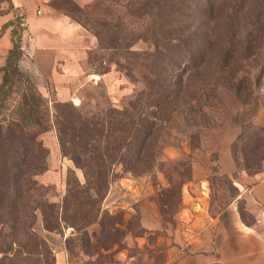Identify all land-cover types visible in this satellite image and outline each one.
Returning <instances> with one entry per match:
<instances>
[{"label":"rangeland","instance_id":"obj_1","mask_svg":"<svg viewBox=\"0 0 264 264\" xmlns=\"http://www.w3.org/2000/svg\"><path fill=\"white\" fill-rule=\"evenodd\" d=\"M190 1L90 0L83 7L97 23L82 18L98 31L100 46L111 48L96 49L98 40L87 30L95 39L94 48L55 55L60 61L54 70L51 55H39L44 96L26 89L22 79L16 81L0 109V120L2 124L11 117L24 123L37 120L45 126L39 135L45 148L38 156L42 167L33 178L48 187L43 198L57 205L58 216L54 220L47 215L43 221L36 211L35 219L27 223L29 232L4 241L0 264H54L57 252L62 253L63 264H166L168 259V264H225L213 244L218 225L227 214L243 226L255 224L258 204L252 187L264 182V130H258L264 126V73L250 93L244 86L230 85L242 73L255 74L253 55L232 62L236 74L227 79L231 72H212L207 63L187 69L176 57L178 50L162 48L159 33L150 31L155 22L166 42L175 43L172 38L179 37L198 45L207 27L213 26L204 10L190 7ZM55 3L69 8L67 0ZM130 34L137 39L128 44ZM179 47L180 52L183 44ZM183 55L179 53L180 58ZM61 68L75 71V77L59 76ZM52 73L62 89L69 86L75 91L72 99H58ZM156 73L173 91L169 103L160 104L162 112L145 101L149 119L157 123L155 138L160 145L161 139L165 141L158 152L161 164L137 175L111 158L97 168L108 175L105 184L88 189L79 199L73 192L65 195L69 169L80 183L84 181L71 159L79 158L75 145L90 143L99 151L106 133L93 123L105 114L115 117L118 111L136 109L138 96L152 94L147 80L154 84ZM207 73L208 82L219 84L208 91L213 96L208 107L203 97ZM25 102L32 106L31 113ZM70 116L78 125L69 121ZM170 183L176 188L167 191ZM257 230L262 232L263 227L257 225ZM176 236L185 242H173ZM187 241L194 252H189Z\"/></svg>","mask_w":264,"mask_h":264},{"label":"trees","instance_id":"obj_2","mask_svg":"<svg viewBox=\"0 0 264 264\" xmlns=\"http://www.w3.org/2000/svg\"><path fill=\"white\" fill-rule=\"evenodd\" d=\"M55 1L51 0L49 5L95 35L98 40L96 49L109 50L111 48L100 46L98 31L82 18H88L92 24L97 23L87 14L86 7L79 6L73 0H67L69 8L63 9ZM145 5L147 6L148 3H144L143 6ZM197 6L204 10L203 15L208 18V21H213V26L207 27V32L202 37L201 45L188 38L182 41L179 37L172 38L176 40L175 43L166 42L165 35L156 28L158 26L156 22L150 26L152 35L153 33H159L157 37L162 38V42L157 39L160 42L158 44L165 47L167 51L178 50L176 57L183 66H186L185 68H196L207 63L212 72L228 73V75L231 72L227 79H231L230 77L236 74V69L230 68L232 62L244 61L250 57V54L253 55L255 74L253 73L250 76V74L245 75V73H242L241 79H237L235 83L230 85V88L236 87L237 89L244 86V89L249 90L251 93L253 85L259 81L264 73V0L190 1V7L196 8ZM216 10L220 12L219 15ZM9 13L12 17L0 28V34L9 29L11 42L4 64L0 67L2 71L0 109L11 94L18 79H22L26 89L38 91L29 76L18 67V61L23 55L21 38L25 25L21 21V16L15 14L12 0H0V16ZM126 37L131 39L127 41L128 44L135 42V39H137L133 34L126 35ZM179 43L183 44V49H180V52L184 55L181 58L179 57ZM159 54L163 55L162 53ZM149 56L151 55H146V57ZM42 75L44 77L43 72ZM155 76L156 82L154 84L153 80L149 83L147 80V85L149 87L153 86L152 94L138 96L139 98L137 97L134 101L136 109L118 111L115 117L105 114L98 117L96 122L93 123V126L106 133V136L104 135L105 137L98 144L99 151L90 143L85 142L75 145V151L79 158L71 159L74 165L81 170L84 181L80 183L73 170L69 169L66 176L65 195L73 192L77 195L74 196L75 199H79L84 197V193L88 189L96 190L101 184H105L108 175L97 168L111 158H116L117 163L124 170L137 175L150 172L152 168L161 164L160 159H158V152L165 141L161 139L160 145L155 138L154 133L158 128L157 123L149 119L148 106L145 101L155 105L159 112H162V105L160 104H168L173 91L171 85L162 83L164 79L158 77L157 73ZM206 77L207 80L203 82V86H205L203 97L206 102L205 106L208 107L210 106L208 101L210 97H213L208 95V91H215L219 84L208 82L211 78L209 73L206 74ZM242 81L246 84L241 85ZM226 85L229 86V83ZM246 103L247 105L251 104L249 98ZM58 104L65 105L63 102ZM26 106L29 107L31 113L32 106L28 103H26ZM75 111L77 112V110ZM78 114L81 116L80 112ZM70 118L69 121L72 124L78 125L76 118H72V116ZM29 124L32 127L29 128ZM34 125L39 126L42 130L40 131ZM258 130L263 132L264 126ZM44 131H46L45 126L37 120L33 123H24V120L11 117L5 124H2V120H0V227H2L0 228V249H5L7 243L4 241H12L14 238L19 237L21 233L29 232L27 223L35 219L36 211L41 213L43 221H46L47 215L57 220V205L49 203L43 198L48 187L39 184L33 178L37 170L42 167V165H38V156L45 152V148L39 139V135ZM261 144H264V139ZM175 188L176 186L170 183L167 191ZM252 225L254 224L246 226ZM5 229L8 232H3ZM30 234H33V232H30Z\"/></svg>","mask_w":264,"mask_h":264},{"label":"crops","instance_id":"obj_3","mask_svg":"<svg viewBox=\"0 0 264 264\" xmlns=\"http://www.w3.org/2000/svg\"><path fill=\"white\" fill-rule=\"evenodd\" d=\"M51 0H12L15 14L21 16V21L25 25L22 33L21 48L23 55L18 61L19 69L33 81L37 89L44 96V80L42 75L41 59L39 55L49 53L50 69L54 70V65L59 63L57 54L64 53H86L94 48L95 39L81 25L76 23L68 16L61 13L58 9L49 5ZM79 6L86 5L90 0H73ZM12 15L1 16L0 28L8 21ZM11 47L9 29L0 34V67L3 66L5 56ZM59 66V65H58ZM52 67V68H51ZM57 71V70H55ZM59 72V71H58ZM67 75L74 78L75 71L60 69L59 76ZM53 82L57 89L58 99H72L75 91L69 90V86L62 89L56 82L52 73ZM2 71L0 70V81ZM253 201L258 204V212L255 224L243 226L236 218L230 214L223 222L218 225L220 229L214 235L215 249L218 253L219 261L225 264H264V182H259L252 187ZM230 208V207H229ZM257 225L263 227V231L257 230ZM223 228L224 234L221 232ZM179 236L173 238V242H185ZM189 252L192 253L193 247L190 241ZM195 257V256H194ZM171 260H167L168 264ZM64 257L61 252L55 255L54 264H63ZM188 264H194L189 261Z\"/></svg>","mask_w":264,"mask_h":264}]
</instances>
